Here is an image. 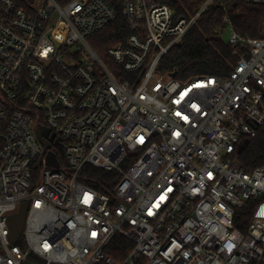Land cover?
Masks as SVG:
<instances>
[{
  "label": "built area",
  "instance_id": "2783aa9c",
  "mask_svg": "<svg viewBox=\"0 0 264 264\" xmlns=\"http://www.w3.org/2000/svg\"><path fill=\"white\" fill-rule=\"evenodd\" d=\"M181 1L0 0V264H264V164L239 160L264 127V37L229 24L230 74L179 80L161 61L211 3ZM119 11L130 34L103 57L91 39Z\"/></svg>",
  "mask_w": 264,
  "mask_h": 264
},
{
  "label": "trees",
  "instance_id": "16d2710c",
  "mask_svg": "<svg viewBox=\"0 0 264 264\" xmlns=\"http://www.w3.org/2000/svg\"><path fill=\"white\" fill-rule=\"evenodd\" d=\"M208 1L182 0L173 3V6L179 14L190 17L196 15ZM229 24L241 35L264 37V4H252L244 0H211L188 34L164 56L160 68L165 72H176L179 80L206 75H229L237 62L234 47L224 37ZM129 34V26L119 11L117 19L91 39V45L105 57L108 48L125 43ZM239 160L246 171H253L264 164V127L259 129L255 138L244 145L239 152ZM109 174L101 169H94L95 179L89 184L101 191H107L111 186L106 182ZM256 205L255 199H251L238 210L240 215L236 222L242 231L251 221ZM114 244L121 249L122 244L128 250L132 247L121 236L116 237ZM109 252L117 260L125 254L116 253L114 249H109Z\"/></svg>",
  "mask_w": 264,
  "mask_h": 264
},
{
  "label": "water",
  "instance_id": "95a60500",
  "mask_svg": "<svg viewBox=\"0 0 264 264\" xmlns=\"http://www.w3.org/2000/svg\"><path fill=\"white\" fill-rule=\"evenodd\" d=\"M172 76H176V72L171 73ZM41 128L38 129L39 131V137L44 143L45 151L50 147V143L44 136V134H48V130L46 132L44 130H40ZM48 163L52 166H59V161L53 152H49L48 155ZM28 202H25L21 205L20 210L15 213L10 215L9 217V225L11 228V234L10 238L12 241H16L22 234V231L25 226V221H26V215H27V210H28Z\"/></svg>",
  "mask_w": 264,
  "mask_h": 264
},
{
  "label": "rangeland",
  "instance_id": "374dc122",
  "mask_svg": "<svg viewBox=\"0 0 264 264\" xmlns=\"http://www.w3.org/2000/svg\"><path fill=\"white\" fill-rule=\"evenodd\" d=\"M230 35H231V31H230V30H229V31H226V32H225V36H224L225 39L228 40L229 37H230ZM53 148H55V147H53ZM58 149H59V148H58Z\"/></svg>",
  "mask_w": 264,
  "mask_h": 264
}]
</instances>
